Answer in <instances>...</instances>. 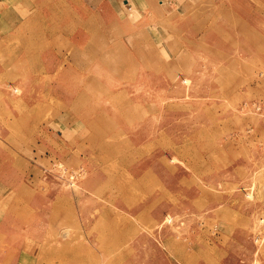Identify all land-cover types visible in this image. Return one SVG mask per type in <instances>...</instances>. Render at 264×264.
<instances>
[{"label":"rangeland","instance_id":"obj_1","mask_svg":"<svg viewBox=\"0 0 264 264\" xmlns=\"http://www.w3.org/2000/svg\"><path fill=\"white\" fill-rule=\"evenodd\" d=\"M193 3L185 1L183 12L189 10ZM197 5V9H192L194 12L206 9V4ZM222 9V6L220 10L216 9V32L220 31L218 20L221 18L230 16L227 21L234 27L240 22L233 14L226 13L227 16L223 17ZM161 21L164 23L154 24L164 26L174 22V18L170 16ZM241 21L246 23L247 19ZM251 27L247 26V30ZM217 33L212 49H208L209 44L200 38L199 49L184 51L185 55L180 59L177 58L180 56L178 53L161 49L159 38L154 42L157 44L145 49L98 51V65L92 59L80 60L71 52L70 57H61L59 64L48 73L32 70L29 78H46L30 89L33 99L39 97L32 107L31 100L20 98L22 92H19L18 99L8 97V100L0 94V110L11 121V126L21 130L26 138L40 132V135L36 134L40 138L39 145L32 138L26 139L32 141L31 145L22 148L0 146V153H6L7 159L1 170L6 167L8 179L12 175L11 178H21L20 182L23 181L27 187L19 201V195L7 197L8 203L13 205L7 217L26 222L31 218L49 219L53 225L40 228V234L47 237L38 249L53 247L54 253L66 254L65 264H206L201 257L197 262L191 260L190 255L183 260L180 258V254L190 252L192 244L198 246L191 242L198 235L196 220L204 224L200 229L205 231L198 237L201 244L195 250L206 253L212 241L223 244L220 240L206 241V225L211 236L218 230L217 220L205 218L208 213L212 214L211 211H193L194 216L191 209H170L169 205L173 207L177 201L167 196V201L157 199L155 206L163 210L162 218L158 219L153 212L142 211L150 206V197L138 187L137 194L122 188H133L135 184L126 178L127 171H139L146 161L154 162L158 157L171 162L175 152L171 141L182 140L184 146L177 148L180 156L217 157L222 155L219 146H222L220 141L223 139H226L230 151L236 149L235 145L228 143V135L234 131L226 126L231 124V119L243 125L250 124L248 127H259V124L264 127V60L259 56L263 52L244 51L238 47L243 43L255 46L261 38L246 33L242 36ZM179 38L183 45L190 41L187 35H183L184 39L179 35ZM223 43H230L235 49H225ZM102 45L110 46L104 42ZM88 78L97 81H82ZM68 87L71 96L69 114L62 113L68 110ZM207 95L210 97L205 98ZM171 103L178 104V112L185 111L186 107L200 110L209 104L214 108V122L209 126L205 123L191 125L182 122L180 118L185 117L183 115L163 116L159 122V109ZM136 109L142 112L138 121L133 120ZM143 112L147 117L145 123ZM97 118L100 122L107 118L111 125L105 126L107 130L102 125L99 130L90 126ZM42 130L45 132L43 136ZM160 132L167 136L162 135L165 148L156 145ZM213 132L215 139L210 140ZM234 133L235 136L238 134L236 130ZM129 138L136 143L134 152L128 146V140L132 145ZM205 141L215 143V147L204 146ZM230 153L234 156L235 150ZM88 160L97 166V179L90 177L96 171L90 172L87 168L90 175L87 173L85 166H88ZM95 188H98L97 194ZM16 203L27 204L28 207L38 204L39 212L35 210L36 205L32 206L33 211L21 212L15 208ZM91 203H98V219L110 220L114 225L98 226V242L83 241L86 227L63 225L66 220L77 223L85 217L88 212L84 211V206ZM49 204H54V207L49 208ZM15 229L20 228L8 226L5 233L18 235ZM25 231L30 238V228H25ZM112 231H116L114 238ZM64 233L67 236L61 239L60 235L64 236ZM10 240L13 248L20 245L17 243L19 239ZM262 240L260 237L256 244L262 245ZM1 261L2 264H14L15 259L7 257ZM51 261L61 264L62 257H53Z\"/></svg>","mask_w":264,"mask_h":264},{"label":"crops","instance_id":"obj_2","mask_svg":"<svg viewBox=\"0 0 264 264\" xmlns=\"http://www.w3.org/2000/svg\"><path fill=\"white\" fill-rule=\"evenodd\" d=\"M185 1L187 0H0V94L8 100V97L18 99L19 92H22L20 98L27 99L26 101L31 100L30 107H32L39 97L33 99L30 89L46 79L29 78L33 69L38 73H48L59 64L61 57L66 59L68 55L70 57L71 52L78 55L80 60L92 59L95 65H98V51L136 50L140 47L145 49L157 44L154 42L158 38L161 49L178 53L180 56L177 58L180 59L185 55L184 51L199 49L197 45L200 38L201 41L205 40L206 44H209L208 49H212L217 32L223 36H242V33L258 35L261 38L260 43L257 42L255 46L243 43L238 47L244 51L262 50L263 53L259 56H263L264 60V0H257L259 3L253 0H189L190 3H194L189 10L183 12ZM199 3L206 4V9L194 12L192 9L194 7L197 9ZM220 6L223 8V17L227 16L226 13L233 14L240 22L237 26H232L227 21L231 18L228 15L230 18L218 20L220 31L216 32V9L220 10ZM217 14L219 17L220 13L217 12ZM170 16L174 18V22L166 23L164 26L159 25L164 23L161 20ZM182 17H184L183 20ZM245 19L248 23L241 21ZM247 26L252 27L247 30ZM179 35L181 38L183 35L190 36L189 43L184 42V46ZM103 42L110 46H103ZM223 48L235 49L230 43H223ZM67 79L69 83L70 79ZM87 80L97 81L89 78L82 81ZM67 92L69 93L68 110L62 113L69 114L70 87ZM76 95L74 94L75 97ZM209 97L207 95L205 98ZM170 105L159 109V122L163 120V116L168 115H183L185 117L180 118L182 122L191 125L205 123L209 126L212 124L210 122H214V108L209 104L200 110L186 107L182 112L176 110L177 103ZM188 106H191V103ZM142 110L145 111V109ZM136 111V117L133 115L134 121H138L142 113L140 109ZM3 113L4 111L0 110V146L22 148L28 144L31 145L32 141L27 140L32 138L36 139V145H39L40 138L36 134L40 135V132H34L32 136L26 138L21 130L11 126V121L6 119ZM145 114L143 112L144 123L147 122ZM230 123L226 125L227 128L236 130L238 133L235 136L233 131L228 135L230 138L228 143L236 146V149H232V151L235 150L234 156L230 153L232 151L226 139H223L220 141L222 146H219L222 148L221 156L183 157L178 154L180 150L177 148L184 145L182 140H177L171 141V146L175 149L171 162L169 160L167 163L165 158L158 157V160L154 162L146 161L139 171L126 172V178H130L135 184L133 188L122 186L123 191L137 194L138 187L145 196L150 197L148 199L150 206L143 208L142 211L147 209L158 219L162 218L163 210L155 206L158 203L157 199L167 201V196L177 201L173 207L172 204L169 205L170 209H191L194 216L196 215L193 211L212 212L205 218L217 220L218 230L216 233L214 228L215 233L211 236L206 225V241L220 240L223 244L212 241V245L207 246L206 253L195 250L201 244L198 237L205 231L200 229L204 224H199L196 220L195 227L198 235L195 236L196 241L192 237L191 242L198 246L192 244L190 252L180 254L182 260L190 255L191 260L195 259L197 262L201 257L206 260V264H264V222H260V219H264V171H262L264 127L261 124L258 125L259 127H248L250 124L243 125L242 122L233 119ZM6 124H9V128ZM101 125L106 129L105 126L111 123L107 118L103 122L97 118L90 124L98 130ZM159 130L161 131V128ZM43 135L45 132L42 130L41 136ZM162 135L166 136L160 132L156 145L165 148L166 142ZM214 137L213 132L210 140L215 139ZM129 139L131 141V138ZM208 141L204 142V146L215 147V143ZM131 142L132 145L128 140V146L133 148L134 152L136 143ZM6 162V153H0V259L2 261L7 257L15 259L14 264H54L51 258L62 257L60 263L65 264L64 259L68 257L66 254L54 253L51 249L53 247L38 249L47 237L43 233V235L40 234V228L53 226L50 225L49 219L31 218L26 222L7 217L10 207L13 206L10 202L8 203L7 197L19 195V201L23 192L27 191V187L23 181L20 182L23 180L21 178H11L12 175L8 179L6 167L1 170V166L4 167ZM86 164L88 166L85 167L90 172L96 171L93 176H90L91 179H97V166L91 164L90 160ZM97 189L95 188V194ZM35 205V210L38 211L39 206ZM35 205L32 204L33 207ZM53 205L48 206L53 208ZM32 206L15 204V208L18 207L17 209L21 212H27L29 209L33 211ZM84 211L88 213L77 220V223L66 220L63 225L74 224L86 227L83 241L98 242V226L114 227V225L110 220L98 219V203L86 204ZM8 226L19 227V230L15 229L18 235H7L5 232ZM27 227L30 228V238L26 235V231L24 232ZM111 235L114 238L116 231H112ZM65 236L67 235H60V238ZM260 237L263 238V243L257 245L256 242ZM12 238L19 239L17 243L20 245H15L13 248V245H10Z\"/></svg>","mask_w":264,"mask_h":264},{"label":"built area","instance_id":"obj_3","mask_svg":"<svg viewBox=\"0 0 264 264\" xmlns=\"http://www.w3.org/2000/svg\"><path fill=\"white\" fill-rule=\"evenodd\" d=\"M73 175V174H72ZM72 175L70 177H72Z\"/></svg>","mask_w":264,"mask_h":264}]
</instances>
